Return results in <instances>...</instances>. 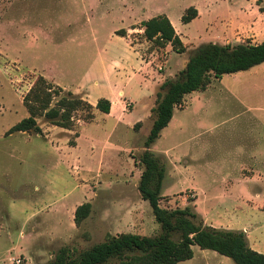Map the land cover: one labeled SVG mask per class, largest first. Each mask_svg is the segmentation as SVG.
<instances>
[{
	"label": "rangeland",
	"instance_id": "1",
	"mask_svg": "<svg viewBox=\"0 0 264 264\" xmlns=\"http://www.w3.org/2000/svg\"><path fill=\"white\" fill-rule=\"evenodd\" d=\"M190 6L198 16L183 23ZM158 14L186 52L143 38L142 21ZM263 39L264 0H0V264H43L63 246L78 253L107 235L160 233L137 188L160 79L175 78L203 42ZM39 75L94 106L107 98L112 110L94 108L90 122L77 111L71 130L39 117L41 134L5 135L28 116L22 99ZM224 79L187 94L152 144L166 168L160 204L190 205L204 225L242 230L264 253V111L243 110ZM249 97L245 107L263 104ZM87 201L90 214L76 226ZM192 248L177 264H234Z\"/></svg>",
	"mask_w": 264,
	"mask_h": 264
},
{
	"label": "trees",
	"instance_id": "2",
	"mask_svg": "<svg viewBox=\"0 0 264 264\" xmlns=\"http://www.w3.org/2000/svg\"><path fill=\"white\" fill-rule=\"evenodd\" d=\"M197 16V9L190 6L181 16V21L188 23ZM141 29L143 38L159 49L170 45L171 50L178 54L187 51L165 14L142 21ZM262 62L264 40L259 43L247 40L235 44L203 42L190 49L185 67L175 78H165L158 86L155 105L151 109V127L139 157L142 171L137 188L141 198L150 204L154 219L160 225V233L152 236L135 233L107 235L103 242L78 253L63 246L51 260L43 264H110L112 261H115L114 264H177L193 257V245L229 257L234 264H264V253L250 247L244 231L204 225L190 205L175 208L161 206L166 168L163 161L150 150L162 129L172 119L174 109H183L187 94L204 91L213 80L225 74L248 70ZM22 102L28 116L12 125L5 135L30 130L41 134L37 122L39 117H45L51 124L71 130L74 126L73 116L77 111L84 113V122H90L94 118V108L106 114L111 108L107 98H99L94 106L79 95L71 92L64 94L60 86L49 82L42 75L34 80ZM75 144V139L69 141L70 146ZM90 210L91 204L88 201L78 205L74 211V224L79 226L89 216Z\"/></svg>",
	"mask_w": 264,
	"mask_h": 264
},
{
	"label": "crops",
	"instance_id": "3",
	"mask_svg": "<svg viewBox=\"0 0 264 264\" xmlns=\"http://www.w3.org/2000/svg\"><path fill=\"white\" fill-rule=\"evenodd\" d=\"M175 30L178 33V30L177 29ZM167 46L165 48L166 50L169 48ZM167 59H168V56H166V62H167ZM164 78L166 77H162L159 82H162ZM223 78H226L224 79V83L226 87L225 89L226 94L232 100H235L238 104H240L243 110H245L246 112L264 111V62L248 70H245V71H239V72L232 73V74H225L220 79H218L220 83L223 80ZM119 94H122V93L120 92ZM251 94L255 97L256 96L258 97V99L256 100L258 101V103H260L259 97H261L263 104H255L250 107L249 106L245 107L243 103L248 104V102L253 101V100H250L251 98L249 97V95ZM111 110H112V106L110 108V112ZM173 116H174V112H173ZM173 116L170 122L168 123V125L165 128H163L161 132H163L165 129H167L170 126V123L173 121ZM161 134L162 133H160V135ZM76 145H77V142H76Z\"/></svg>",
	"mask_w": 264,
	"mask_h": 264
},
{
	"label": "built area",
	"instance_id": "4",
	"mask_svg": "<svg viewBox=\"0 0 264 264\" xmlns=\"http://www.w3.org/2000/svg\"><path fill=\"white\" fill-rule=\"evenodd\" d=\"M14 262H15L16 264H20L21 261H20L19 259H15Z\"/></svg>",
	"mask_w": 264,
	"mask_h": 264
}]
</instances>
